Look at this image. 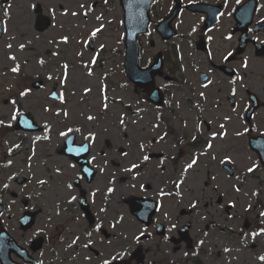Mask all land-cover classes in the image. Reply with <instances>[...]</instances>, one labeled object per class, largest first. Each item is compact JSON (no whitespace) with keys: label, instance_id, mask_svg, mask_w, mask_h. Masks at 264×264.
Masks as SVG:
<instances>
[{"label":"rangeland","instance_id":"rangeland-1","mask_svg":"<svg viewBox=\"0 0 264 264\" xmlns=\"http://www.w3.org/2000/svg\"><path fill=\"white\" fill-rule=\"evenodd\" d=\"M119 4L0 0L2 223L25 246L42 239L36 253L39 264H90L87 246L110 260L130 254L136 245L151 263L152 250L168 251L170 244L133 218L125 199L152 197L161 205L155 221L169 226L191 221L193 247L179 250L172 259L185 264H195L194 256L200 264H262L264 231L242 226L249 217L264 229V168L248 147L243 117H235L233 110L224 113L227 105L214 94L213 84L203 90L195 84L194 67L186 71L182 66L175 82L164 84L171 86L168 103L160 108L150 104L144 90L125 75ZM38 16L51 19L43 31L36 30ZM152 39L153 47L141 41L142 65L159 50L169 53L172 48L156 36ZM247 70L244 82L258 91L259 71ZM33 80H43L41 88H32ZM53 92L56 98H51ZM21 112L40 129H14ZM256 114L254 125L260 133L264 111ZM69 134L75 135L76 144H90L89 163L96 173L89 183L80 166L61 153ZM159 149L165 152L163 160L146 158L147 150ZM224 163L234 169L232 176ZM157 165L166 172L161 178ZM18 178L24 183L18 184ZM80 190L110 238L84 218L78 206ZM14 191L18 198L11 196ZM20 198H27V208L36 213L35 225L24 232L17 223L25 210ZM226 205H233L229 214ZM180 209L187 214H179Z\"/></svg>","mask_w":264,"mask_h":264},{"label":"flooded vegetation","instance_id":"flooded-vegetation-1","mask_svg":"<svg viewBox=\"0 0 264 264\" xmlns=\"http://www.w3.org/2000/svg\"><path fill=\"white\" fill-rule=\"evenodd\" d=\"M149 10L150 22L146 33L140 37V43L143 41L153 47L155 43L152 36H156L164 46H172L169 52L170 55L167 53V50L163 49L157 52L161 53L163 75L156 76L155 83L163 82L161 86L156 85L162 90L164 96L169 95L168 91L171 87L169 85L175 82L176 73L182 70V66L186 71L193 67L197 68L195 72L191 73L195 84L201 90L207 89L213 84L214 94H218L217 97L221 96V100L227 105L224 113L233 110L232 113L235 117L239 115L243 117L244 125L247 127L248 147L257 157V151L250 146V139L254 138V143H262L264 140V129L259 133L254 125L256 113L260 110L264 111V0H154ZM167 19L170 20L169 24L167 23ZM159 24L167 25V27L170 26L168 33L173 30L175 34L170 39L161 37L155 32ZM191 56L193 57L190 58ZM154 58L155 56L145 66H148ZM249 67H256L259 71L258 78L260 85L258 91L248 87L246 82H244L246 72L248 71L247 68ZM205 77L206 81L203 82ZM238 94L243 95L242 97H238ZM168 102L167 98L164 104ZM248 113L250 114L249 117H247ZM85 143L88 144L90 152V144L88 142ZM153 152H156L158 156L150 157L149 154ZM89 155L88 153L86 158L87 165H90ZM145 156L149 161L153 159L163 160L165 152L161 149L158 151L147 150ZM258 164L261 168H264L259 158ZM156 169L160 171V178L161 174H166V172L161 173V169H163L161 166L157 165ZM166 192L170 194L169 191ZM147 198L156 201L157 208L150 216L149 224L144 225V227L154 229L155 234L162 238L161 240L169 242L170 246L168 251L159 247L154 248L151 253L152 262L148 263L142 247L136 245L140 247L144 263L185 264L184 261L177 259V257L171 258V256H177L179 250L187 249L183 242L184 239L179 233V229L182 226L179 224L177 226H169L155 221L153 216L160 209V202L156 198ZM231 207L233 208V205ZM231 209H225L224 207V211L227 214H229ZM80 210L82 211V209ZM82 214L85 218L83 211ZM259 215L260 213L258 217ZM93 218L95 220L89 223V225L101 233L99 230L101 225H97V219L94 214ZM243 220L249 225L244 230L253 228L252 230L264 231L263 228V230H260V223L252 222L249 217H244ZM158 223L163 224L164 232L162 234H158L157 232ZM0 224L4 226L2 217ZM31 243L30 246L22 245L26 248L28 255L32 259L28 260V262L20 261L21 264H39L36 253L43 247L44 243L42 241V245L37 250L33 249ZM255 247L256 245L251 244L252 249ZM87 248L91 255L86 261L90 264H105V262L112 264L115 260L120 259H127L130 263H135L133 251L128 255H120L109 260L105 259L104 252H100L98 249L91 248L90 246H87ZM259 255L262 260L264 251ZM11 256L16 259V256L13 254ZM193 259L195 260V264H200L199 258L194 256Z\"/></svg>","mask_w":264,"mask_h":264},{"label":"water","instance_id":"water-1","mask_svg":"<svg viewBox=\"0 0 264 264\" xmlns=\"http://www.w3.org/2000/svg\"><path fill=\"white\" fill-rule=\"evenodd\" d=\"M123 11H124V29H125V46H126V52H125V61L124 66L126 70V76H128L129 80L134 83L135 86L143 87L147 95L154 104L161 105L162 104V97L160 90L154 86V79L153 74L158 72L160 69L161 64H155L154 66L149 67V69H142L137 65V43H136V37L139 33H144V31L147 28L148 25V5L152 0H120ZM39 11V8L37 9ZM49 18H40L37 19V29L38 30H44L49 25ZM165 29V28H164ZM159 31L163 33L162 28H159ZM165 33L167 32L166 29L164 30ZM2 33V29L0 28V35ZM174 34V32H169L165 34V38L168 39L170 36ZM159 61V57H158ZM42 81H37L32 83V86L34 88L41 87ZM251 111V110H250ZM249 111V113H250ZM247 117H249V114ZM17 128H23L27 130H33L37 127L35 124H33L32 120L25 114H21L18 117L17 120ZM74 135L69 136L66 139V147L64 149V153L71 155L73 159L77 162H79L82 166V171L87 177V181L89 182L90 179L93 177V174L95 171L89 167L86 163V159L84 158L88 153V144L84 145H75L74 144ZM254 138L250 139V146L253 147L258 154V157H260L261 162L264 164V140L262 143H254ZM228 169V167H226ZM232 170H229L231 172ZM22 182L23 180H19ZM80 207L85 211L86 217L91 222L94 221L92 218L90 211L88 209V205L85 201V198H83V194L79 197ZM129 203V207H131V212L133 215L135 214L140 221L144 222L145 224L149 222V215L155 210L156 206L155 203L147 200V199H140L136 197H132L128 200H126ZM221 199H218V203H220ZM27 201H24V204H26ZM2 211V206L0 205V212ZM182 213L185 211L182 210ZM1 214V213H0ZM19 223H21V228L23 230H26L27 228L31 227L34 224V216L25 211V214L22 218L19 219ZM245 226H247V223H245ZM159 233H163V227L161 225L158 226ZM189 223H186L182 228L179 229V233L182 234V237L190 244V239L187 236V232L189 230ZM103 230V229H102ZM105 231V230H104ZM108 234L106 233V236ZM33 249L36 250L38 247L41 246V240H38L37 242L33 243ZM188 244V245H189ZM13 252L17 255H19L23 260H27L29 258V255L27 254L26 250L22 248L20 245L15 242V240L7 233L5 229L2 228L0 224V260L1 264H18L12 261L10 253ZM140 250L139 248H136V251L133 253L135 257H137L136 264H143V257L139 254ZM112 264H130L128 261L123 260H117L115 263Z\"/></svg>","mask_w":264,"mask_h":264},{"label":"snow or ice","instance_id":"snow-or-ice-1","mask_svg":"<svg viewBox=\"0 0 264 264\" xmlns=\"http://www.w3.org/2000/svg\"><path fill=\"white\" fill-rule=\"evenodd\" d=\"M13 71H15V69H13ZM193 163H195V161H193ZM188 167H191V165H189ZM249 171H252V169H249ZM109 191H111V189ZM262 215H264V213H262ZM262 259H264V258H262ZM105 264H107V262H105Z\"/></svg>","mask_w":264,"mask_h":264},{"label":"bare ground","instance_id":"bare-ground-1","mask_svg":"<svg viewBox=\"0 0 264 264\" xmlns=\"http://www.w3.org/2000/svg\"><path fill=\"white\" fill-rule=\"evenodd\" d=\"M28 135H32V134H28Z\"/></svg>","mask_w":264,"mask_h":264}]
</instances>
